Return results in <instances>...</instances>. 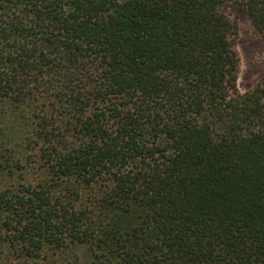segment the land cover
<instances>
[{"label":"trees","instance_id":"trees-1","mask_svg":"<svg viewBox=\"0 0 264 264\" xmlns=\"http://www.w3.org/2000/svg\"><path fill=\"white\" fill-rule=\"evenodd\" d=\"M240 12L264 39V0H0L1 250L264 264V74L240 91Z\"/></svg>","mask_w":264,"mask_h":264},{"label":"rangeland","instance_id":"rangeland-1","mask_svg":"<svg viewBox=\"0 0 264 264\" xmlns=\"http://www.w3.org/2000/svg\"><path fill=\"white\" fill-rule=\"evenodd\" d=\"M237 50L240 57L238 86L241 92L251 89L264 74V39L254 28L246 12L237 15ZM35 169V165L33 166ZM57 257V256H56ZM58 259L54 264H60ZM0 264H52L46 260L26 262L0 248Z\"/></svg>","mask_w":264,"mask_h":264}]
</instances>
